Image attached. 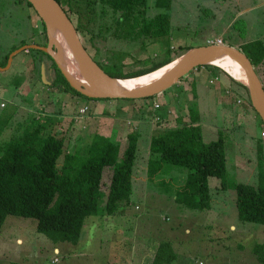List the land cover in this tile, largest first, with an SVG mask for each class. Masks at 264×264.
<instances>
[{"label": "rangeland", "instance_id": "374dc122", "mask_svg": "<svg viewBox=\"0 0 264 264\" xmlns=\"http://www.w3.org/2000/svg\"><path fill=\"white\" fill-rule=\"evenodd\" d=\"M4 1L7 6L4 5ZM10 3L13 5V0H0L1 55L10 46L37 39L33 21L38 18L33 9L22 2L23 7H26L31 15L26 19L23 11L19 13L12 6L8 7ZM153 4V0L148 1L149 15L157 11ZM172 6L170 13L172 27L169 37L159 42L147 41L144 50L140 49L138 42L127 43L124 40L108 37L96 42V46L100 47L97 53L87 36L81 37V40L90 55L102 63L105 70L111 71L114 70L115 65L109 64L105 55H111L112 52L127 53L122 61L124 70H129L136 67L134 61L139 57L161 55L166 49L176 53L179 47H181L180 52H183L187 47L203 45L214 41V38H221L223 43L237 48H241L244 42L253 39L259 38L264 41V0H173ZM16 17L18 20L15 19ZM19 18L21 21L20 24L15 25L16 28L12 23L19 21ZM237 18H239L238 22L233 25V20ZM43 62L45 80L49 81L53 70L50 66H46L50 63L47 59L44 58ZM40 63L37 67H40ZM37 67L30 54L21 52L16 54L10 68L0 71V102L5 104L4 107H0V117L5 118L11 114L2 130L0 140L5 141L10 138L11 134L15 130L19 131L31 116L51 114L54 115V119L59 120L52 130L58 137H64L65 151L80 150L100 127L92 128L88 122L67 127V121L54 113L58 105L64 107L66 104L69 108L71 105L74 106L68 104L66 97L73 96L49 89ZM220 75L227 79L223 72L213 73L209 69L199 72L193 69L167 88L166 92L150 97L147 101L101 100L108 101L110 104L106 109L115 113L113 116L120 117L116 118L117 129L126 125L125 127L131 130L135 126L133 124H136L140 130L138 153L135 159L137 170H134V174H138L140 168L146 164L150 135L155 132L152 128H155L156 124L146 111L154 113L169 109V119L164 124L173 126L177 115L186 113V108H183L185 101L191 100L201 116L203 140H216L218 137L224 139L228 182L236 178V168L246 182L256 180V143L260 140L264 149V137L260 136V131L264 128L255 112L254 121L245 118L241 107L248 103L239 93V88L232 82L227 86L224 85V79H220ZM213 76H217L218 79L211 83L209 79ZM194 79H196L195 84H191ZM228 89L231 90L230 95L227 94ZM173 91L180 93L174 95L176 99H169L167 93ZM192 91L196 92L195 97L192 96ZM21 95L31 100L22 101ZM76 98L80 101L78 97ZM81 99L88 101L85 98ZM111 103L118 107H113ZM155 103L159 104L158 109L153 107ZM137 106L145 111L143 123L137 119H132V122L133 120L137 122H130L138 112ZM236 110L238 111L235 113ZM100 112V109H93L96 120L100 118ZM87 115L88 112L81 116L87 117ZM105 116L109 117L112 114L106 113ZM127 121L132 125L128 126ZM95 124L96 122L92 121L91 126ZM117 141H120L123 148L127 139L121 138ZM61 160L62 156L59 162ZM169 166L167 164L168 168L175 171L179 169L176 166ZM173 174L163 171L162 177L165 179L171 177L175 185L179 184ZM211 179L213 198L211 208L193 210L174 201L175 186L171 188H165L162 184L153 186V182L150 186L148 182L147 187H151L154 193L151 195L144 193L148 188L141 192L139 186L142 181L135 178L130 200L119 210L125 214L87 217L77 244L53 243L36 231L34 218L8 215L0 224V264H10L13 261L23 264H149L157 244L163 240H169L177 254L176 260L171 264H264L258 262L251 254L254 243L264 242V225L239 220L235 192L231 189L216 191L215 185L218 179L214 177ZM157 190L164 192V195L159 196ZM164 190L173 194H165Z\"/></svg>", "mask_w": 264, "mask_h": 264}, {"label": "trees", "instance_id": "16d2710c", "mask_svg": "<svg viewBox=\"0 0 264 264\" xmlns=\"http://www.w3.org/2000/svg\"><path fill=\"white\" fill-rule=\"evenodd\" d=\"M18 1L32 8L27 0ZM56 1L73 22L80 39L87 36L97 53L100 47L96 46V42L100 39L103 41L112 37L127 43L138 42L140 49L144 50L147 41L159 42L169 37L171 32L170 13L173 0H153V6L157 11L151 15L147 13L149 0ZM34 13L40 19L35 11ZM238 20L239 18L235 19L232 24L234 25ZM41 25L42 39L31 43L46 45L45 26L43 23ZM26 43L28 42L22 44ZM17 47L14 45L0 55L1 67L6 65L9 53ZM179 48L176 53L166 49L161 55L139 57L134 61L136 67L129 70L123 68L122 58L127 54L125 51L105 55L108 63L115 65L113 71L105 70L102 63L93 56L92 58L111 76L127 78L145 75L171 62L185 51L180 52L181 47ZM239 49L249 58L264 88V41L259 38L253 39L244 42ZM27 52L30 53L36 67L44 58L50 62L48 66L53 70V75L50 78L51 83L47 84L49 89L78 98L110 100V98H89L81 94L69 85L47 53L33 48ZM37 68L40 74V67ZM200 68L223 72L227 79L239 88L244 101L252 108L244 84L233 79L217 66H198L195 70ZM166 91L167 89L162 92ZM194 91H192L193 97L196 96ZM153 96L116 99L147 101ZM20 97L22 101L31 100L24 98L23 95ZM183 108H186V113H179L173 126L164 124L169 119L166 111L154 113L146 111L156 124L155 132L151 134L149 140L146 170L148 179L154 185H165V188L175 186L176 203L193 210H207L212 206L209 178L215 177L220 180L218 192L228 189L235 192L239 220L264 225V149L261 141L258 140L256 143V180L246 182L233 178L228 182L224 139L218 137L216 140L204 141L198 109L191 100H186ZM139 112V117L143 118L145 111L143 112L139 107ZM10 115L5 118L0 117V135ZM256 116L264 128L257 113ZM53 117L54 115L51 114L33 115L19 131L15 130L10 138L5 141L0 140V224L8 215L34 218L36 231L53 243L77 244L87 217L125 214L119 210L122 205L129 202L132 193L140 131L133 126L127 133V142L123 148L120 141L96 133L80 150L67 152L64 137H58L52 130L59 123V120ZM61 156L62 160L59 162ZM167 164L170 165L169 167L179 168L176 171L182 173L181 181L175 177L179 184L175 185L171 177L167 179L162 177L163 171L170 173L175 170L168 168ZM164 191L165 194H173ZM251 254L258 262L264 263V242L254 243ZM176 257L172 243L163 240L157 244L149 264H171ZM10 264L23 263L13 261Z\"/></svg>", "mask_w": 264, "mask_h": 264}, {"label": "water", "instance_id": "95a60500", "mask_svg": "<svg viewBox=\"0 0 264 264\" xmlns=\"http://www.w3.org/2000/svg\"><path fill=\"white\" fill-rule=\"evenodd\" d=\"M27 1L45 26L47 43L46 45L27 43L17 47L9 53L6 65L0 66V70L6 69L17 53L31 48L39 49L52 58L69 85L81 94L89 98L137 99L153 96L166 90L198 66L219 67L217 63L231 59L243 70L245 83L235 79L223 68H219L247 87L251 106L264 124V88L249 58L239 48L225 43L209 42L190 47L171 61L174 63L165 73L149 83L133 85L127 80L138 76L127 78L111 76L97 64L83 45L73 22L56 0ZM40 76L45 83H51L50 80H45L43 61L40 66Z\"/></svg>", "mask_w": 264, "mask_h": 264}, {"label": "crops", "instance_id": "0c3cea01", "mask_svg": "<svg viewBox=\"0 0 264 264\" xmlns=\"http://www.w3.org/2000/svg\"><path fill=\"white\" fill-rule=\"evenodd\" d=\"M25 4V3H24ZM21 1H18V0H13V5L10 3L9 5H8V7H13L15 10H17L19 13H20V11L22 12L23 11V16H24V18H26V19H28L31 15H30V13H29V11H28V9H26V7H23V5H24ZM4 5L5 6H7L6 5V3H5V1H4ZM13 9V10H14ZM14 10V11H15ZM11 16V15H10ZM12 17V16H11ZM22 18V17H21ZM15 19H17L18 20V18L16 17ZM20 18H19V21H14L13 23H12V25L14 26V27H16L17 28V26H15V25H17V24H20ZM233 21H235V19L233 20ZM33 24H34V28H35V34L37 35V39H34V40H31V41H29L28 43H31L32 41H35V40H41L42 39V34H41V31H42V29H41V27H42V23H41V21H40V19H35L34 21H33ZM31 36H33V35H31ZM208 38H206V40H207ZM23 42H21V43H19L18 45H16V46H21V44H22ZM221 43H223V41L221 42ZM27 44V43H26ZM23 45V44H22ZM14 46V45H13ZM11 47V46H10ZM1 48V47H0ZM8 51V50H7ZM7 51H5V52H7ZM4 52V53H5ZM21 52H24L25 54H30V53H28L27 51H21ZM21 52H19V53H17V54H20ZM0 53H1V49H0ZM3 53V54H4ZM2 54V55H3ZM1 55V54H0ZM15 56L16 55H14L13 56V59H12V61H11V63L9 64V66L6 68V69H3V70H7L8 68H10L11 66H12V64H13V62H14V58H15ZM17 58V57H16ZM42 63V62H41ZM41 66V65H40ZM203 70H206V69H198V71L200 72V71H203ZM0 71H2V70H0ZM213 73L215 72V70L214 71H212ZM198 74H200V73H198ZM210 74H212V73H210ZM220 77V79H224L221 75L219 76ZM224 81V85L226 84V86L230 83V80H228V79H224L223 80ZM195 82H196V79H194L193 81H192V83L191 84H195ZM228 82V83H227ZM67 95V94H66ZM176 95H179V93L177 94V92H175V91H173V92H168L167 93V97L169 98V99H176V97L175 96ZM72 96V95H71ZM67 97V100L69 101V103L68 104H73L74 106H72L71 105V107L69 108V107H67L66 106V104H65V106L64 107H60V105H58V107H57V110H56V112L54 113V114H59L60 115V117L63 119V120H66L67 122H66V124H67V127H69L70 125H72V127H73V125L74 124H79V123H82V122H88V124H90V127H92V128H95V126H96V128L95 129H97V128H99L98 130H95L96 132H94L92 135H94V134H96V133H100V134H103V135H105V136H108V137H111L112 139H115L116 141L117 140H119V139H121V138H123V139H127V138H125V137H127V133H128V128L127 127H125L126 125H122L121 126V129L119 130V129H117V120H116V118H120V117H116V116H113L115 113H113V112H111V111H108L107 109H106V106L108 105V104H110L108 101H101L100 99H88V101H84L83 99H81V98H79L80 99V101H78L77 100V98H76V96H73V97H68V96H66ZM65 97V98H66ZM180 96H178V98H179ZM225 98H227V97H225ZM223 103H224V100H223ZM235 103V102H234ZM118 105H122V103H117ZM76 105H77V107H76ZM82 105H88L89 106V110H88V115H87V117L85 116V117H82V119H81V121L80 122H74V115H76L77 114V112H78V109H79V107H81ZM111 105L113 106V107H115V108H117L118 106L117 105H114L113 103H111ZM237 105V104H236ZM131 107V106H130ZM138 107V106H137ZM94 108H96V109H100L101 110V115H100V118L98 119V120H96L95 118H94V113H93V109ZM239 109H240V107H239ZM238 109V110H239ZM68 110H71V111H69L68 112ZM168 110L169 109H167V114H168ZM238 110H236L235 111V113L238 111ZM170 111V110H169ZM241 111H243V113H244V116H245V118H250L252 121H254L255 120V113H254V110L250 107V106H248V105H244L243 106V108L241 107ZM109 114V113H111L112 114V116H109V117H107V116H105V114ZM139 114H140V112H139V107H138V112H136L135 114H134V116H133V118H131V120H130V122L131 123H133L134 121H136V120H133V122H132V119H137L139 122H141V123H143L144 122V116H143V118H140L139 117ZM104 116V117H103ZM168 116H169V114H168ZM136 117H139V118H136ZM92 121L94 122H96V124L94 125V126H91V124H92ZM152 121H153V119H152ZM137 122V121H136ZM131 123H129L128 121H127V125L129 126V125H132ZM121 124H122V122H121ZM133 125H135L134 127H136L137 125L136 124H133ZM138 130H139V128H138V126L136 127ZM154 128H152V130H153ZM122 131V132H121ZM140 131V130H139ZM261 132V131H260ZM141 134V133H140ZM119 136H120V138H119ZM151 136V135H150ZM261 136V135H260ZM259 136V138H261ZM126 143V142H125ZM137 169L135 168V171H136ZM146 170H147V162H146V164L144 165V166H142L141 168H140V171H139V173L138 174H134L133 175V178H132V183L134 182V179L135 178H137V179H139L140 181H142V183H141V185L139 186V188L141 189V192H142V190H143V192L145 191V189L146 188H148L144 193H147V194H151V195H153L154 193H153V190H152V188L151 187H147V183L148 182H150L149 184H150V186H151V184H152V181H149V179H148V177H147V173H146ZM174 173V174H173ZM239 173H240V171H238V169L236 168V171H235V176H236V179L237 180H244V179H242V176L241 175H239ZM171 174H173V175H175V177L178 179V180H180L181 181V179H182V173L179 171H175V170H173L172 172H171ZM212 177H210L209 178V184H210V189H211V179ZM215 178V177H214ZM216 179V178H215ZM214 179V180H215ZM180 183V182H179ZM217 185H215L216 186V190L217 191H219V189H220V181L218 180V183H216ZM153 186H154V184H152ZM154 190H156V189H154ZM157 192V194L159 195V196H163L164 195V193H161V192H158V190L156 191ZM151 199V198H150ZM212 200H213V198H212ZM213 203H214V201H213Z\"/></svg>", "mask_w": 264, "mask_h": 264}, {"label": "bare ground", "instance_id": "6f19581e", "mask_svg": "<svg viewBox=\"0 0 264 264\" xmlns=\"http://www.w3.org/2000/svg\"><path fill=\"white\" fill-rule=\"evenodd\" d=\"M174 62H171L163 67H160L159 69L150 72L145 75H141L135 78H130L128 79V83L133 84V85H138V84H146L149 83L151 80L155 79L159 75L165 73L172 65ZM217 65L221 68H223L225 71H227L231 76H233L235 79L241 81V82H246V78L244 75L243 70L239 66L237 62L231 59H227L225 61H221L217 63Z\"/></svg>", "mask_w": 264, "mask_h": 264}, {"label": "built area", "instance_id": "2783aa9c", "mask_svg": "<svg viewBox=\"0 0 264 264\" xmlns=\"http://www.w3.org/2000/svg\"><path fill=\"white\" fill-rule=\"evenodd\" d=\"M222 42V39L221 38H214V41H209V43H221ZM218 79L217 76H213L212 78L209 79V81L212 83V82H216V80ZM231 91L228 89V92L227 94L230 95ZM0 106H4V103L3 102H0ZM159 104L158 103H155L154 104V107H158ZM89 110V106L88 105H83L81 107H79L78 109V112L77 114L74 116V122H80L81 119H82V114H85L86 112H88ZM260 135L261 136H264V130L260 132Z\"/></svg>", "mask_w": 264, "mask_h": 264}, {"label": "clouds", "instance_id": "9594fccd", "mask_svg": "<svg viewBox=\"0 0 264 264\" xmlns=\"http://www.w3.org/2000/svg\"><path fill=\"white\" fill-rule=\"evenodd\" d=\"M263 131V130H262ZM262 137H264V136H262Z\"/></svg>", "mask_w": 264, "mask_h": 264}, {"label": "flooded vegetation", "instance_id": "af4514ba", "mask_svg": "<svg viewBox=\"0 0 264 264\" xmlns=\"http://www.w3.org/2000/svg\"><path fill=\"white\" fill-rule=\"evenodd\" d=\"M44 61V60H43Z\"/></svg>", "mask_w": 264, "mask_h": 264}]
</instances>
